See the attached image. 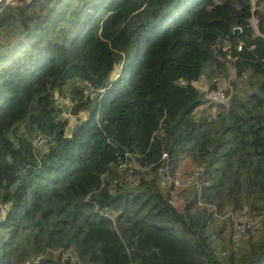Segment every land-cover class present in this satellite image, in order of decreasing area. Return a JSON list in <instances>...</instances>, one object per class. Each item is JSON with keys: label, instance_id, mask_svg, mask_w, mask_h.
<instances>
[{"label": "trees", "instance_id": "obj_1", "mask_svg": "<svg viewBox=\"0 0 264 264\" xmlns=\"http://www.w3.org/2000/svg\"><path fill=\"white\" fill-rule=\"evenodd\" d=\"M231 50L244 97L208 105L193 84ZM127 153L147 170L128 178ZM164 153L200 172L180 209ZM0 203V264H264V220L226 251L216 217L264 218V0L0 6Z\"/></svg>", "mask_w": 264, "mask_h": 264}, {"label": "built area", "instance_id": "obj_2", "mask_svg": "<svg viewBox=\"0 0 264 264\" xmlns=\"http://www.w3.org/2000/svg\"><path fill=\"white\" fill-rule=\"evenodd\" d=\"M15 0H0V6L7 5L10 3H14ZM258 24L259 21L256 18L252 19V25L254 27L255 33L257 35H260L258 32ZM242 46L237 47V51H242ZM220 58V57H219ZM226 62H228L233 69V73H236L235 65L238 61V57L234 56L231 51H228L225 59ZM243 78H246V75L243 76ZM219 84V81H216ZM197 83V82H196ZM198 90L201 91V93L204 95V98L208 105H223L228 106L233 95H234V89L232 88L231 82L227 81L225 87L222 86L221 88L213 89L211 87H207L204 85H194ZM105 90H96L92 87H90L87 90V95L94 99L97 97H101L104 94ZM66 104H69V109L73 107L74 103L70 99V97H67L64 101ZM69 110V111H70ZM70 113V112H69ZM43 144V141L34 140L33 145L38 147ZM138 158L139 155H133L130 153H127L124 157V160L120 161V169H126L128 170V178L134 175L136 170H147V168H141L138 165ZM169 156L167 153H164L161 159V164L158 167H155V173L157 174L159 178V182L162 187L164 188H171L170 191V200L169 203L176 209H180L185 204V198L184 195L191 189H195L199 186L198 182V176L200 175V172L196 169H193L192 172L188 174H180L178 171L175 175H172L171 168L168 164ZM154 167V166H153ZM9 205H2L0 203V223L5 219V216L8 212ZM224 214V213H223ZM223 214L218 215V218L220 219ZM225 218H231L236 225V230L241 233L244 232L246 229H252L255 231L258 235L261 226L263 225L264 218L262 216L260 217H253L249 212H236L231 211L230 213L224 215ZM240 224V225H239ZM238 234L235 235L237 237ZM39 258L34 261L33 264H37L39 262Z\"/></svg>", "mask_w": 264, "mask_h": 264}, {"label": "rangeland", "instance_id": "obj_3", "mask_svg": "<svg viewBox=\"0 0 264 264\" xmlns=\"http://www.w3.org/2000/svg\"><path fill=\"white\" fill-rule=\"evenodd\" d=\"M23 1H26V0H15L14 3H10V4H20ZM256 1H258V0H252L253 3H255ZM119 71H120V69L118 68L114 74H116V75L119 74ZM206 72H207V70L205 69L204 74H206ZM235 76H236V74H235ZM248 80H249V78H247L244 81L238 80L237 78H235V86L237 88V90H235V91L239 94L240 97H244V95L240 94V92L244 93V90L242 89L243 90L242 91L241 88L243 86H245L246 83H248ZM202 97H203L204 101H206L203 95H202ZM69 110L70 109L68 107L65 110L64 115H62V116L65 119H71L72 121H74L75 117L70 115ZM83 116L87 117V114H84ZM7 136L10 139V141H12L13 143H18V136L14 135L13 133H9V134H7ZM185 159H187V164H186V166H184L185 169L182 167L180 170H178V173H180L182 175L189 173L188 170H189V168H191V166L189 164L193 165V162H191L192 160L190 158H185ZM231 211L232 210H230V209H228V210L226 209L225 213L222 215V217L220 219L218 218V215L216 214L217 212L215 213L220 224H227L228 223L230 225V226H227L225 232L222 234V238L218 239L219 244H221L226 251H229L233 248L241 247L243 245V242L250 239L251 236H256V234H257L252 229H246L244 232L239 233L236 230L235 222L231 218H225L224 217V215L230 213ZM236 234H238L237 237H235ZM3 237H4V233L2 230H0V238L2 239ZM221 240H224V242H221Z\"/></svg>", "mask_w": 264, "mask_h": 264}, {"label": "crops", "instance_id": "obj_4", "mask_svg": "<svg viewBox=\"0 0 264 264\" xmlns=\"http://www.w3.org/2000/svg\"><path fill=\"white\" fill-rule=\"evenodd\" d=\"M225 47H228L226 43H224ZM218 62H215L211 65H209L206 70V74H204L201 79L199 81H197V83L195 82L193 85H204L207 87H211L213 89H217V88H221L222 86L225 87L227 81L231 82L232 88L234 89L235 92V74L233 73V69L232 66L226 62L225 60H219ZM219 81V84L216 81ZM243 94V93H241ZM65 97H60L59 98V105H61V107L64 108V110H66L69 106V104H66L65 101ZM70 108V107H69ZM64 115V113H63ZM192 162V161H191ZM187 164V159H183L181 161V163L179 164L178 170H180L182 167L184 168V166H186ZM189 164V163H188ZM191 168H189L188 172H192L193 169H195L194 164L191 165ZM185 169V168H184Z\"/></svg>", "mask_w": 264, "mask_h": 264}, {"label": "water", "instance_id": "obj_5", "mask_svg": "<svg viewBox=\"0 0 264 264\" xmlns=\"http://www.w3.org/2000/svg\"><path fill=\"white\" fill-rule=\"evenodd\" d=\"M234 32L237 34V33H240V32H241V30L237 28V29H235V31H234ZM27 264H30V263H27Z\"/></svg>", "mask_w": 264, "mask_h": 264}]
</instances>
